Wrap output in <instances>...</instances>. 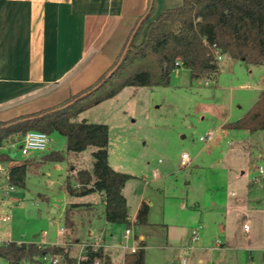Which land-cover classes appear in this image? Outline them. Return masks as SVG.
<instances>
[{
	"label": "rangeland",
	"instance_id": "obj_1",
	"mask_svg": "<svg viewBox=\"0 0 264 264\" xmlns=\"http://www.w3.org/2000/svg\"><path fill=\"white\" fill-rule=\"evenodd\" d=\"M219 67L217 80H193L188 69H177L170 86L127 87L88 114L91 121L109 126L112 168L134 176L124 188L130 216L142 200L150 207L148 225L129 227L145 238V264H264V175L257 183L253 180L260 176L258 167H264V131L222 127L231 113L253 105L264 65L225 56ZM208 134L212 141L202 142ZM11 145L7 142L3 149L12 159L44 165L26 175L25 187L13 191L0 167V216L10 218L0 221V240L70 244L78 258L83 246L103 237L118 263L131 245L124 239L128 227L105 222L99 193L73 197L64 188L78 170L93 171L96 148L69 152L66 138L57 132L49 135L44 151L25 156L20 143ZM184 153L192 159L187 167L181 164ZM78 203L96 204V216L74 213L73 208L75 226L69 229L65 212ZM200 225L201 239L194 243L192 231ZM0 264L9 262L0 258Z\"/></svg>",
	"mask_w": 264,
	"mask_h": 264
},
{
	"label": "trees",
	"instance_id": "obj_2",
	"mask_svg": "<svg viewBox=\"0 0 264 264\" xmlns=\"http://www.w3.org/2000/svg\"><path fill=\"white\" fill-rule=\"evenodd\" d=\"M123 54L118 69L90 93L82 96L101 83L107 74L58 106L9 122L0 121V149L7 142L20 143L30 131L61 134L66 138L69 152L95 147L93 171L78 170L74 181L68 177L64 188L73 197L99 193L105 207V221L129 228L132 222L124 188L134 176L112 168L109 126L80 120V115L116 97L127 87H168L173 73L180 68L188 69L193 80H217L220 56L264 65V0H183L181 5L167 9L152 21L144 40L140 44L130 43ZM224 128L251 134L264 131V91L244 117L227 123ZM55 159L62 160L63 156L56 155ZM14 161L0 150V163L13 162L6 183L13 187H25L26 175L44 165L42 161ZM76 207L80 206L73 204L65 212L69 229L74 226L70 211ZM149 211V205L142 202L134 225H148ZM70 247V244L7 241L0 243V258L9 264H45V257H58L61 264H77L78 258L72 255ZM82 255L86 258L80 264H94L97 258L102 260L101 264H113L104 248L94 251L89 246ZM124 263L145 264L146 244L142 241L136 253L125 256Z\"/></svg>",
	"mask_w": 264,
	"mask_h": 264
},
{
	"label": "crops",
	"instance_id": "obj_3",
	"mask_svg": "<svg viewBox=\"0 0 264 264\" xmlns=\"http://www.w3.org/2000/svg\"><path fill=\"white\" fill-rule=\"evenodd\" d=\"M182 1L0 0V121L41 113L86 91L111 70L130 43L140 44L144 40L152 21ZM255 91L259 93L253 96V105L264 91V81ZM94 108L83 112L79 119L95 123L88 116ZM248 111L231 113L222 127L232 122L230 118L241 119ZM12 163H0L7 176L4 183ZM260 167L264 169L259 166L258 171ZM259 175L261 178L264 173L259 171ZM100 199L104 207L101 195ZM142 202L145 201L130 216L131 222H135ZM77 205L80 207L74 208V213L91 211L96 216L92 211L96 204ZM138 237L146 244L143 235ZM200 239L201 236L198 242ZM104 243L113 260V252L106 247L105 240ZM129 253L124 249L120 261L113 260V264H123Z\"/></svg>",
	"mask_w": 264,
	"mask_h": 264
},
{
	"label": "built area",
	"instance_id": "obj_4",
	"mask_svg": "<svg viewBox=\"0 0 264 264\" xmlns=\"http://www.w3.org/2000/svg\"><path fill=\"white\" fill-rule=\"evenodd\" d=\"M218 59L220 61L222 59V57L220 56ZM211 80H214V79L211 78ZM209 84H210V81L207 80L206 85H209ZM212 139H213L212 134H208V135L200 138V140L202 142H205V143L211 142ZM20 144H21L20 149L22 151V154L25 156L28 155L29 152H31V151H44L49 144V135L44 133V132H40V131H30L25 135V137L20 142ZM191 162H192V159L190 158V156L187 153H184L182 155V159H181L182 166L187 167L191 164ZM259 171H260L261 175L264 173V169L262 167L259 168ZM259 181H260V176L254 178L255 183H257ZM7 186L9 187L10 191L14 190L13 186H9V185H7ZM7 195H8V191H6L4 193L3 197H7ZM9 220H10V218L8 216H0V221L8 222ZM132 225H134V222H132ZM202 228H203V226H199L192 231V241L194 243L199 241V238H200L199 233L202 230ZM244 228L246 231H248V229H249L247 225H245ZM60 235L61 236L65 235V230L62 229L60 232ZM124 239L126 241H131V245L128 247H125V249H128L130 253H136L137 250L140 248L141 239L134 233L132 227L127 228L125 230ZM103 243H104L103 237H99V238H95L87 246L86 245L83 246L82 252L78 257L77 264H80V261L82 259L86 258V257L84 258L82 254L85 252L87 247L90 246V247H92V249L94 251H98L101 248L105 249V244H103ZM218 244H220V243L218 242ZM43 261L45 262V264H61L60 259L58 257H45L43 259ZM101 262H102V260L97 258L95 260L94 264H101ZM123 264H125V263H123Z\"/></svg>",
	"mask_w": 264,
	"mask_h": 264
},
{
	"label": "water",
	"instance_id": "obj_5",
	"mask_svg": "<svg viewBox=\"0 0 264 264\" xmlns=\"http://www.w3.org/2000/svg\"><path fill=\"white\" fill-rule=\"evenodd\" d=\"M123 56H124V54L122 55V57L120 58V60H119V62L107 73V75L105 76V78L103 79V81L101 82V83H99L97 86H95L92 90H89V91H87L85 94H83L82 96H84V95H86V94H88V93H90L91 91H93V90H95V89H97L98 87H100L101 85H102V83L105 81V80H107L117 69H118V67L120 66V64H121V62H122V60H123ZM78 99V98H77ZM83 121H85V120H83Z\"/></svg>",
	"mask_w": 264,
	"mask_h": 264
}]
</instances>
